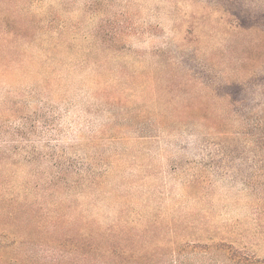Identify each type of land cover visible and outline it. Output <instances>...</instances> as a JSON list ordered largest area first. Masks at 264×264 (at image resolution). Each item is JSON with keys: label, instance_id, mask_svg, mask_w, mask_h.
Listing matches in <instances>:
<instances>
[{"label": "rangeland", "instance_id": "374dc122", "mask_svg": "<svg viewBox=\"0 0 264 264\" xmlns=\"http://www.w3.org/2000/svg\"><path fill=\"white\" fill-rule=\"evenodd\" d=\"M1 2L73 38L51 58V94L32 97L31 74H0L6 197L57 203L43 191L49 160L23 158L63 149L97 178L79 181L70 215L99 231L149 227L168 249L224 243L264 259V0Z\"/></svg>", "mask_w": 264, "mask_h": 264}, {"label": "trees", "instance_id": "16d2710c", "mask_svg": "<svg viewBox=\"0 0 264 264\" xmlns=\"http://www.w3.org/2000/svg\"><path fill=\"white\" fill-rule=\"evenodd\" d=\"M8 6L0 3V74L15 71L31 74L36 78L32 97L39 94L38 89L51 94L59 85L57 80L61 74L51 58L69 49L73 38L68 39L62 28L57 29L56 36L53 27H42L35 16L18 14ZM37 46L45 50L37 55L39 68L32 71L34 57L30 52ZM97 49L101 56L111 48L100 43ZM43 53L45 59L41 57ZM42 113L37 122L42 131H47L48 113ZM33 157L23 159L27 163L49 160L52 173L43 191L46 195L53 194L57 203L48 205L46 201L29 198V189L21 194L12 191L7 197L0 189V264H264V259L224 243L191 245L185 242L176 249H168L149 227L140 233L117 225L99 231L83 216L70 215L76 209L71 196L81 193H75L79 181L97 185V178L74 170L63 149ZM38 189L41 185H36L34 190ZM67 201L70 203L66 206Z\"/></svg>", "mask_w": 264, "mask_h": 264}]
</instances>
